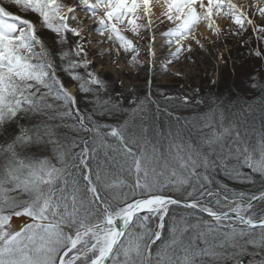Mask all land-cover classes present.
<instances>
[{
	"label": "snow or ice",
	"instance_id": "snow-or-ice-1",
	"mask_svg": "<svg viewBox=\"0 0 264 264\" xmlns=\"http://www.w3.org/2000/svg\"><path fill=\"white\" fill-rule=\"evenodd\" d=\"M252 6L264 17V0ZM162 8L173 25L161 33L175 46L171 57L189 38L200 43L198 24L219 33L220 16L234 35L250 26L264 42V25L233 0H163ZM78 11L117 51L137 52L121 26L138 36L153 25L152 0H0V264H245V255L264 264V75L250 78L262 101L258 128L247 119L251 103L213 99L192 125L195 137L169 131L166 145L152 143L149 134H160L147 122L151 97L130 91L128 107L124 91L101 99L108 84L88 71L84 46L65 48L69 34L81 37ZM43 30L55 34L52 44ZM147 55L156 57L151 43ZM254 55L264 59V50ZM61 71L94 93L90 109L79 108ZM217 169L250 188L221 183ZM170 206L185 214L166 221ZM13 215L32 223L11 230Z\"/></svg>",
	"mask_w": 264,
	"mask_h": 264
},
{
	"label": "rangeland",
	"instance_id": "rangeland-1",
	"mask_svg": "<svg viewBox=\"0 0 264 264\" xmlns=\"http://www.w3.org/2000/svg\"><path fill=\"white\" fill-rule=\"evenodd\" d=\"M240 1L242 5L236 4L246 10L256 24L264 25V17L260 16L255 7L252 6V0ZM65 2L73 4L77 3L78 0H65ZM152 5L154 4L152 3ZM75 15L77 20L72 23V26L82 29L81 37L69 34L68 43L74 46L75 43L79 42L84 46L88 52L87 59L92 62L88 71L96 73L107 82L108 92L106 94L108 96L115 97L116 93L124 91V102L132 99V96L128 95L130 91H134V94L141 99L150 96L153 101L149 106L152 119L147 122L151 126H155L159 122L162 127L161 123H164V129L169 130L174 115L168 109H163L159 105L160 102L166 100L173 102V105L170 106H174L177 102L182 104L181 98L188 96L190 103L187 105L198 104L196 101L203 100L204 103L197 106V108H202L208 105L206 103L207 99L211 101L213 99H223L226 104L240 105L245 99L250 100L249 102L253 104L256 97L260 96L258 90L250 87V78L256 77L259 79L261 75H264V59L254 55L255 50H264V42L257 41L256 35L250 26L241 31L239 35H234L233 31L236 26L227 17L215 18L220 29L219 33L211 31L204 23L198 24L194 30L196 33L193 34L200 43L197 44L191 38L187 39L184 41L185 50L179 54L178 58H174L168 54L174 50L175 46H168L165 42L169 38L161 35L162 32L173 26L164 17L158 19V16H153L151 32L141 28L138 36L128 30L126 26H121L124 30L123 34L134 42L137 49V52L134 53L132 51L125 52L123 49L117 51V48H119L118 43L113 45L111 41L101 37L90 26L95 24V21L87 19V13L78 11ZM199 25L204 28V35L196 30ZM153 33L155 34L154 41L151 39ZM149 43L152 44L153 51L156 53L154 60L147 55ZM189 44L192 49L190 52L187 51V45ZM200 45H203V47ZM249 47H251L250 50ZM133 56H136L137 59L135 64L130 63ZM168 60L172 62L167 65L166 70L165 65ZM234 60H239L242 63H238L239 66L237 64L235 71H227L228 68H232ZM246 71L251 73L247 75ZM176 73H179V75H176ZM84 75L86 76L85 71ZM149 81H151L150 88L148 86ZM65 86L70 91L73 85L68 84ZM72 93L77 96L76 87ZM166 97H174V99H166ZM261 104L262 101L259 100L256 106L258 105L261 108ZM195 113L199 114L200 112H182V119L189 117L194 119L193 115ZM201 115H198L195 119L198 120ZM249 115L247 119L249 121L254 120L255 126L258 128L260 111L255 113L253 110ZM180 124L184 125L182 122ZM165 130L164 134L160 132L161 135L156 138H154L156 135H150L151 142L156 143L159 140L161 144L166 145L168 137ZM179 211L183 212L181 209H171L169 214L171 217L173 215L179 217L185 214L179 213ZM242 259L248 261L251 257L245 255Z\"/></svg>",
	"mask_w": 264,
	"mask_h": 264
},
{
	"label": "trees",
	"instance_id": "trees-1",
	"mask_svg": "<svg viewBox=\"0 0 264 264\" xmlns=\"http://www.w3.org/2000/svg\"><path fill=\"white\" fill-rule=\"evenodd\" d=\"M11 10L12 11H16L15 8H12ZM41 35H43L47 39V42H48L49 45L52 44L53 37H54L55 34H51L47 30H43L42 33H41ZM70 46H71V44L68 43L67 45H65V48H68ZM250 49H251V47H249V50ZM247 62H249V61H247ZM57 63H59V61H57ZM238 63H242V62H239V60H236V61L234 60V62L232 63V68H228L227 71H235V69H237L236 66H237ZM238 66H239V64H238ZM76 71L80 72L81 75H84L83 71H80L78 69ZM246 72H247L246 73L247 75L251 73L249 71H246ZM60 76H62L64 78L65 82L74 83L76 85V87H77V90H78V82L71 80L70 77H69V75L67 73L61 71L60 72ZM226 80L228 82V79L227 78H226ZM77 99H78L79 108L82 111H86V110H88V109H90L92 107V102H93V99H94V93H83V92L81 93L79 91V96H77ZM259 100H261L260 99V96H257L255 102H253V104H252L253 105L252 107H254L253 110H254L255 113H258L260 111V107L258 105L256 106V104L259 103ZM249 101L250 100L245 99L244 102H242V104H244L246 102L247 103H250ZM206 103L208 104L207 106L202 107V108H199V109L196 110L195 107H191V106L185 105L183 103L181 104L179 102L175 103L174 106H170V105H173V102H171V101L161 102L160 103L161 108L166 109V110L168 109L174 115L173 123L169 127V130L167 129V131L163 127L164 123H161L162 124V127L160 126L159 122H157L156 125L155 126H152V127L155 129V131L157 133L159 131V134H160V132H161V134H164V130H165V134L166 135H167V133L169 131L175 133L177 130H181L183 132L184 138L186 140L189 138V136L195 137L197 135V129L193 128L192 125L199 123V120L195 119V117H197L198 115L204 114V112H206L208 110V108H209V106L211 104V100L210 99H207ZM124 106L125 107H128L127 102H124ZM195 111L196 112H200V113L199 114L198 113H195L193 115L194 119L193 118H190V117L187 118V119H182V112L194 113ZM248 116H250V115H248ZM177 118H179V119H177ZM105 121L108 122V123H111L112 122L110 120H107V118H105ZM181 122L184 125H181L180 124ZM150 135H153V134L150 133L149 134V138H150ZM160 135H158V136H160ZM158 136H155L154 138H156ZM249 172L251 173V170L246 169L245 167H242V173L244 175L250 174ZM214 175H215V177H216V179L218 181H220L221 183L227 184L230 188H242V187L245 186V182L246 181L242 182L239 179H231L228 176H226L219 169H217V171L214 173ZM257 182H259V178L258 177H257ZM171 209H174V210L181 209V210H183V212H180V213H185V210L182 207H171ZM176 216L178 217V215H176ZM170 220H171V216L169 215L166 218V221H170ZM166 232H167L166 229L162 230V235L164 237L167 236V233Z\"/></svg>",
	"mask_w": 264,
	"mask_h": 264
},
{
	"label": "bare ground",
	"instance_id": "bare-ground-1",
	"mask_svg": "<svg viewBox=\"0 0 264 264\" xmlns=\"http://www.w3.org/2000/svg\"><path fill=\"white\" fill-rule=\"evenodd\" d=\"M235 3H237V4H240V5H242V2L240 1V0H233ZM154 5H152V11H153V13H154V15L153 16H158V19H161L163 16L161 15V12L163 11V8H162V5H163V0H159V2H157V0H154L153 2H152ZM157 3V4H156ZM156 4V5H155ZM157 18V17H156ZM156 18H154V20H156ZM196 30L199 32V33H201V35H204V33H203V30H204V28L201 26V25H199L197 28H196ZM194 33H196L195 31H194ZM70 91L72 92L73 91V88H71L70 89Z\"/></svg>",
	"mask_w": 264,
	"mask_h": 264
},
{
	"label": "water",
	"instance_id": "water-1",
	"mask_svg": "<svg viewBox=\"0 0 264 264\" xmlns=\"http://www.w3.org/2000/svg\"><path fill=\"white\" fill-rule=\"evenodd\" d=\"M31 222V218L27 216H12L9 220V225L11 230L19 231L26 224H30Z\"/></svg>",
	"mask_w": 264,
	"mask_h": 264
}]
</instances>
